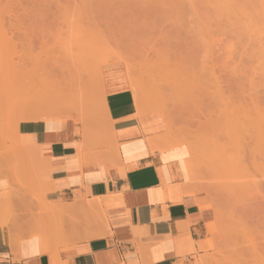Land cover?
<instances>
[{
    "label": "rangeland",
    "instance_id": "1",
    "mask_svg": "<svg viewBox=\"0 0 264 264\" xmlns=\"http://www.w3.org/2000/svg\"><path fill=\"white\" fill-rule=\"evenodd\" d=\"M113 64L189 150L215 253L264 264V0H0V130Z\"/></svg>",
    "mask_w": 264,
    "mask_h": 264
},
{
    "label": "crops",
    "instance_id": "2",
    "mask_svg": "<svg viewBox=\"0 0 264 264\" xmlns=\"http://www.w3.org/2000/svg\"><path fill=\"white\" fill-rule=\"evenodd\" d=\"M101 76L95 88L81 73L74 93L66 72L46 119L17 122L27 108L7 104L0 264H226L213 249L189 150L160 110L139 106L128 70L126 83Z\"/></svg>",
    "mask_w": 264,
    "mask_h": 264
},
{
    "label": "bare ground",
    "instance_id": "3",
    "mask_svg": "<svg viewBox=\"0 0 264 264\" xmlns=\"http://www.w3.org/2000/svg\"><path fill=\"white\" fill-rule=\"evenodd\" d=\"M127 67V66H126ZM127 70L129 71V69L127 68ZM127 70L125 69V65H123V64H113V65H108V66H106L104 69H102L101 71H100V74L102 75L101 77H103V79L105 80V81H107L108 79H113V80H116V81H118V82H120V83H126L125 82V78H126V72H127ZM129 76H130V80H131V86H132V88H133V91H134V94H135V99H136V101H137V103H139V106H140V104H142V105H144L145 106V109H146V106L148 105V101H149V97L147 96V95H144L143 93H141L140 92V90L137 88V86H136V84H135V81H134V77H133V75L131 74V72L129 71ZM100 79V78H99ZM97 80H98V78H97ZM100 83V82H99ZM102 83V82H101ZM81 84V83H80ZM79 83H78V85H80ZM52 86V85H51ZM47 87V86H46ZM44 88V89H43ZM40 91H42V93H43V95L42 96H44L45 98H42V97H39V98H37V97H35V95H36V93H37V95H40V94H38V92H36L35 94H34V100H31V99H29V102L28 103H26V106H29L27 109H26V112H24L23 113V115H22V117H21V119H46V118H49V117H51L50 115L51 114H53L55 111H54V106L56 105H54L53 106V102L56 100V97L54 96V94H52L51 92L52 91H50V89H45V87H43ZM104 88V87H103ZM72 89V88H71ZM82 89H83V87H82ZM85 89V88H84ZM59 90H61V89H59ZM70 91V90H69ZM73 91V90H72ZM58 92V94H60L59 93V91H57ZM61 92H63V91H61ZM66 92H68V91H65L64 93H66ZM83 92V91H82ZM64 93H61V94H63L64 95ZM105 93V92H104ZM57 94V95H58ZM69 93H67L66 94V96L68 95ZM72 94V93H71ZM63 95H60V96H63ZM70 95V94H69ZM105 95V94H104ZM59 96V95H58ZM77 96V95H76ZM75 96V97H76ZM35 98H37V99H35ZM59 98V97H58ZM80 98V97H79ZM34 101V102H33ZM58 101V100H57ZM90 101V100H89ZM88 101V102H89ZM30 102H33V104H31ZM56 103V102H55ZM92 103H93V101H92ZM150 106H152V105H150ZM55 107H57V106H55ZM29 109V111H27ZM151 110V109H150ZM137 116V115H136ZM145 119V118H144ZM162 119V118H161ZM156 121V120H155ZM147 122V121H146ZM158 122V121H157ZM153 123V122H152ZM160 125V124H159ZM182 161H180V163H181ZM176 163H178V162H176ZM174 164L175 166H177L178 164V168H177V170L179 171V170H181L182 172H183V169H182V167L184 166V165H182V163L180 164V163H178V164ZM184 164V163H183ZM181 166V167H180ZM185 167V166H184ZM181 171L179 172L180 174H181V176H183L184 174L183 173H185V175L183 176V178L184 177H187L188 175H187V171L186 172H183V173H181ZM184 171H185V168H184Z\"/></svg>",
    "mask_w": 264,
    "mask_h": 264
}]
</instances>
